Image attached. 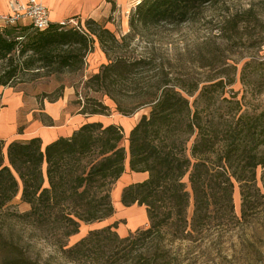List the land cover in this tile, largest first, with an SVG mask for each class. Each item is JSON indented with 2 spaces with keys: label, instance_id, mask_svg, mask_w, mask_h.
I'll use <instances>...</instances> for the list:
<instances>
[{
  "label": "trees",
  "instance_id": "trees-1",
  "mask_svg": "<svg viewBox=\"0 0 264 264\" xmlns=\"http://www.w3.org/2000/svg\"><path fill=\"white\" fill-rule=\"evenodd\" d=\"M215 1L140 0L130 24L134 30L139 25L181 24L193 20L204 6ZM257 19L255 13L245 11L233 21L238 24ZM93 23L100 27L98 38L108 54L107 39L117 40L118 36L106 21L99 24L95 19L87 20V24ZM16 29L17 26H0V61L16 52L21 56L30 53L25 62L27 69L38 63L48 67L56 61L59 68L79 67L92 41L81 28H60L58 24L26 37H10ZM18 37H25L24 43ZM64 47L70 49L61 55L59 50ZM108 58L109 63L93 73L87 85H96L97 91L105 89L104 93L114 99L117 110L124 115L151 107L150 113L143 114L131 129L128 151L123 126L102 121H87L70 136H61L45 146L40 137L15 139L7 144L0 139V214L21 190L20 200L31 208L15 215L59 227L64 238L77 234L82 222L102 221L113 215L112 189L126 171L127 156L131 170L148 173L147 179L123 188L121 202L125 206L145 205L149 226L121 237L117 232L119 221H115L90 230L72 245L62 241L60 248L65 256L77 262L113 257L114 248H118L128 263L135 258L133 251L140 240L165 238L167 233L174 239H189L194 232L209 228L216 210L233 209L234 178L241 183L246 205L249 189L257 182V168L264 166V110L259 115L240 114L235 122L237 128L228 135L233 146L222 150L217 146L216 124L205 121L204 110L197 106L193 109L189 98L174 84L136 86L130 97L143 100L131 108L124 106L113 86L128 80L136 82L150 59L123 55ZM15 77L16 69L0 74V97L1 87L12 85ZM90 103V108L83 106L82 113L110 114V106L102 101ZM191 200L194 208L189 216ZM167 261L166 255L156 260L157 264ZM0 264L46 263L31 257L20 242L6 237L0 228ZM143 264L152 263L148 260Z\"/></svg>",
  "mask_w": 264,
  "mask_h": 264
},
{
  "label": "rangeland",
  "instance_id": "rangeland-1",
  "mask_svg": "<svg viewBox=\"0 0 264 264\" xmlns=\"http://www.w3.org/2000/svg\"><path fill=\"white\" fill-rule=\"evenodd\" d=\"M135 7L116 11L110 17L114 24L112 31L118 39H107L108 54L98 38L99 25H89L87 20L75 18L78 21L75 27L89 33L92 40L79 67L59 68V61H56L48 67H40L38 63L27 69L25 62L29 60L30 53L21 56L16 52L13 57L0 61V74L16 69L12 85L24 84L23 88L28 92L38 93L39 97L49 101L70 96L67 113H82L84 105L90 108L91 100H98L109 105V115L115 114L119 120L127 115L117 110L114 99L104 93L105 89L97 91L96 85L88 86L87 81L103 64L109 63L108 57H146L150 61L141 76L136 77V82L128 80L113 86V92L119 100L122 98V104L131 108L143 100L130 97L136 86L151 88L164 82L174 84L189 98L193 109L197 106L204 110L205 121L216 124L218 148L224 150L233 146L228 135L237 128L235 122L238 116L242 113L259 115L264 110V0H216L204 6L191 21L139 25L134 30L130 19ZM245 11L255 13L258 21L236 24L233 21L235 16ZM98 23L104 24V21ZM28 27H17L16 33L10 34V37L18 34H25L26 37L35 31ZM25 37L18 39L24 43ZM69 49L64 47L59 52L65 55ZM101 52L105 59L98 55ZM150 110L151 107L144 106L130 116L135 115L140 120ZM42 120L45 123L51 121L44 116ZM123 128L126 137L124 145L128 151L130 132ZM128 160L129 156L126 162ZM233 180L232 210L230 207L216 210L209 228L194 232L189 239H174L167 233L165 238L140 240L133 251L135 258H130L128 263L122 252H117L118 248H114L113 257L101 258L98 262L91 259L77 262L67 258L60 248L62 241L74 244L90 230L109 225L105 221L109 217L92 223L82 222L77 234L64 238L59 227L15 215L31 208L30 204L20 200L21 190L2 210L0 228L6 237L20 242L31 257L46 264H143L148 260L157 264L160 255H166V264H264V166L257 168V182L249 189L250 198L246 205L241 183L235 178ZM193 208L191 200L189 216H192Z\"/></svg>",
  "mask_w": 264,
  "mask_h": 264
},
{
  "label": "crops",
  "instance_id": "crops-1",
  "mask_svg": "<svg viewBox=\"0 0 264 264\" xmlns=\"http://www.w3.org/2000/svg\"><path fill=\"white\" fill-rule=\"evenodd\" d=\"M26 1V0H22ZM49 10L50 19L53 24L69 18L97 21H106L111 30L114 27L110 17L116 11L130 10L136 6L139 0H38ZM10 12L8 0H0V16ZM19 24L17 27L28 25ZM30 28V27H28ZM19 38V37H18ZM105 59L103 52L98 54ZM24 84L7 85L1 87L0 97V139L10 142L15 139L28 140L40 137L43 146L56 140L61 136H70L76 129L87 121H102L106 125L111 123L120 124L128 132L139 121L135 115L122 116L119 120L115 114H89L80 112H68L69 97L61 100L49 101L45 97H39L38 93H30L23 88ZM70 94V93H69ZM71 95V94H70ZM42 116L50 118V123H45ZM148 178L147 172H136L131 170L129 162L126 171L121 175L113 186V204L115 212L106 219L111 224L119 221L117 232L126 236L138 228L149 224V217L145 205L138 203L125 206L121 202L122 190L125 186L141 182ZM26 203V202H25ZM28 205V204H27ZM27 208L28 206L25 205Z\"/></svg>",
  "mask_w": 264,
  "mask_h": 264
},
{
  "label": "built area",
  "instance_id": "built-area-1",
  "mask_svg": "<svg viewBox=\"0 0 264 264\" xmlns=\"http://www.w3.org/2000/svg\"><path fill=\"white\" fill-rule=\"evenodd\" d=\"M8 2L10 12L0 16L1 27L6 28L23 23L35 31H45L52 26L49 10L42 2L38 0H8ZM57 24L60 28L75 27L78 26V21L75 18H69Z\"/></svg>",
  "mask_w": 264,
  "mask_h": 264
}]
</instances>
